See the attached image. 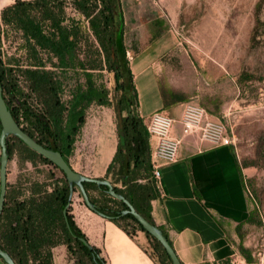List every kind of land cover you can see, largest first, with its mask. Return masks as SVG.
Instances as JSON below:
<instances>
[{
    "label": "trees",
    "instance_id": "16d2710c",
    "mask_svg": "<svg viewBox=\"0 0 264 264\" xmlns=\"http://www.w3.org/2000/svg\"><path fill=\"white\" fill-rule=\"evenodd\" d=\"M69 7L81 16V21L70 18ZM256 22L253 41L262 24L258 17ZM9 30L20 36V49L27 64L23 68L18 60L14 62L17 63L15 67L23 68L21 73L29 90L25 93L21 89L13 78L11 64L5 65L0 57L2 98L14 121L38 144L60 152L70 166L68 156L84 125L86 110L93 104L111 107L117 145L101 179L109 180L116 194L155 225L150 202L159 193L152 177L149 136L139 113L138 92L126 56L120 0H13L0 11V45ZM104 67L113 74L112 99L108 90L93 79V71ZM56 71L63 76L69 71L76 75L81 72L83 82L76 81L68 100L60 96L65 78ZM32 95L38 105L28 102L27 97ZM5 142L7 162L17 142L22 146L25 162L35 166L38 158L57 168L16 136H6ZM60 173L62 177L55 179L51 187L37 181L29 183L26 195L6 181L0 214V249L15 264H52L50 248L63 244L69 261L77 257L75 264L83 258L89 264H107L101 251L88 243L70 215L71 194L77 186L70 185L62 171ZM83 188L95 211L113 222L131 240L136 230L144 234L153 252L147 255L155 264H172L161 244L131 214H122L127 210L126 204L110 196L107 186L83 182ZM253 216V210H249L247 218L237 227L239 235L242 226L251 222ZM158 229L171 246L163 230ZM238 251L247 263H251L250 251L242 241Z\"/></svg>",
    "mask_w": 264,
    "mask_h": 264
},
{
    "label": "rangeland",
    "instance_id": "374dc122",
    "mask_svg": "<svg viewBox=\"0 0 264 264\" xmlns=\"http://www.w3.org/2000/svg\"><path fill=\"white\" fill-rule=\"evenodd\" d=\"M12 1L0 0V11ZM120 2L126 56L134 85L143 99L152 104L156 97L161 103L159 110L179 108L178 122L185 110L201 112L218 128L220 135L231 140L249 210L254 212L252 221L245 223L239 237H235L236 242L242 241L250 251L252 261L247 263L242 257L240 260L242 264H264V0ZM67 11L70 18L81 21V16L70 7ZM257 17L262 24L253 41ZM83 24L86 27V23ZM20 44V36L9 30L0 45V57L5 65L11 64L13 78L29 93L21 73L27 62ZM16 60L22 69L15 67ZM57 74L65 78L60 96L68 100L76 81L83 82L81 72L79 75L71 71L64 76ZM93 79L108 90L112 99L113 74L104 67L93 71ZM27 98L32 105H38L33 95ZM107 116L114 117L113 109L108 106L93 104L86 110L84 125L68 156L76 170L88 169L93 154L89 135L95 124ZM15 145L14 154L6 165V180L10 185L26 195L29 183L37 181L51 187L55 179L62 177L57 168L38 158L35 166L25 162L22 146L17 142ZM78 202L85 206L75 187L69 204L71 216H74L72 205ZM133 241L146 250L145 254H153L151 243L143 233H134ZM57 257L60 264H75L77 259L74 257L66 263L61 253ZM78 263L89 264L86 258Z\"/></svg>",
    "mask_w": 264,
    "mask_h": 264
},
{
    "label": "crops",
    "instance_id": "0c3cea01",
    "mask_svg": "<svg viewBox=\"0 0 264 264\" xmlns=\"http://www.w3.org/2000/svg\"><path fill=\"white\" fill-rule=\"evenodd\" d=\"M138 100L146 125L161 103L154 97L149 104L139 92ZM161 111L176 119L171 136L180 143L177 160L159 169L160 178L155 183L159 194L150 202L154 224L163 230L182 264H242L240 241L236 242L235 237H239L237 227L247 218L249 205L235 151L230 145H214L194 134L182 135L177 121L179 108ZM89 137L93 154L88 169L78 171L69 164L75 172L101 179L116 150L114 117L107 116L96 123ZM72 206L74 222L88 243L101 251L107 264H155L113 222L79 202ZM50 251L52 264H60V253L62 261L69 263L63 244L51 247ZM0 264H6L1 257Z\"/></svg>",
    "mask_w": 264,
    "mask_h": 264
},
{
    "label": "water",
    "instance_id": "95a60500",
    "mask_svg": "<svg viewBox=\"0 0 264 264\" xmlns=\"http://www.w3.org/2000/svg\"><path fill=\"white\" fill-rule=\"evenodd\" d=\"M0 125H1V132H0V214L4 204V197L6 191V165H7V153H6V142L5 138L8 135L16 136L22 143H24L28 148L34 150L36 153L41 155L42 157L46 158L50 161L54 166H56L62 173L64 174L67 182L71 184H75L79 192L82 195L84 204L86 207L97 213L88 199V196L83 188V182H92L97 185H105L107 186V192L110 196L115 199H118L124 202L127 206V210H124L122 214L129 213L131 214L136 221L140 224V226L151 236H153L163 247L165 253L168 255L172 264H181L179 259L177 258L175 252L169 245L167 239L163 236L161 231L158 229L157 226L149 223L145 220L139 213L135 211L133 206L122 196L116 194L109 180L97 179V178H90L86 177L78 172H75L63 159L60 152L53 151L47 148H44L36 141H34L31 137H29L18 124L14 121L13 117L11 116L9 110L6 107L4 99L2 98V90L0 85ZM72 193V191H71ZM72 196V194H71ZM98 214V213H97ZM100 215V214H98ZM101 216V215H100ZM84 244H87L85 240H82ZM0 257L6 264H15L13 260L9 257L7 253L0 249Z\"/></svg>",
    "mask_w": 264,
    "mask_h": 264
},
{
    "label": "built area",
    "instance_id": "2783aa9c",
    "mask_svg": "<svg viewBox=\"0 0 264 264\" xmlns=\"http://www.w3.org/2000/svg\"><path fill=\"white\" fill-rule=\"evenodd\" d=\"M179 124L182 135L194 134L214 145L231 143L201 112L185 110ZM173 125L174 120L161 110L151 113L145 125L149 136L152 177L156 184L160 178V167L177 160L180 140L171 136Z\"/></svg>",
    "mask_w": 264,
    "mask_h": 264
},
{
    "label": "bare ground",
    "instance_id": "6f19581e",
    "mask_svg": "<svg viewBox=\"0 0 264 264\" xmlns=\"http://www.w3.org/2000/svg\"><path fill=\"white\" fill-rule=\"evenodd\" d=\"M131 56V55H130Z\"/></svg>",
    "mask_w": 264,
    "mask_h": 264
}]
</instances>
